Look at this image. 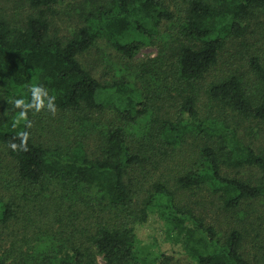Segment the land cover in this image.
Wrapping results in <instances>:
<instances>
[{"label":"trees","instance_id":"obj_1","mask_svg":"<svg viewBox=\"0 0 264 264\" xmlns=\"http://www.w3.org/2000/svg\"><path fill=\"white\" fill-rule=\"evenodd\" d=\"M23 1L0 12V264H264V0H73L63 36L61 0ZM153 210L186 262L140 244Z\"/></svg>","mask_w":264,"mask_h":264},{"label":"rangeland","instance_id":"obj_2","mask_svg":"<svg viewBox=\"0 0 264 264\" xmlns=\"http://www.w3.org/2000/svg\"><path fill=\"white\" fill-rule=\"evenodd\" d=\"M62 3L58 4L56 11L53 15V26L54 30L59 33V35H68V33L76 27L77 19L75 13H72V7L76 5L73 0H61ZM28 5L23 0H0V12L5 14L8 18H18L25 15L29 12ZM156 51L152 47H145L137 55L136 59H145L148 57L155 56ZM110 54L107 53L104 56L99 55L96 51H92L90 56H87L89 62L97 63L98 69H105L104 58H108ZM99 57V58H98ZM102 57V58H100ZM102 61H101V60ZM237 63V61L235 62ZM116 69H119L118 66H115ZM105 71V70H104ZM106 72V71H105ZM119 73V72H118ZM107 78L109 76L107 75ZM106 76L104 79H107ZM3 183H0V197L4 196L6 200L7 192L3 189ZM156 211V210H155ZM153 210L149 214L147 221L136 227V234L140 241L141 245L149 247V249L154 250L155 252H163L167 255L172 256L174 261L177 262H186L187 256L182 249V243L177 242L175 239L174 233L167 232V225L165 220L160 218V216Z\"/></svg>","mask_w":264,"mask_h":264},{"label":"clouds","instance_id":"obj_3","mask_svg":"<svg viewBox=\"0 0 264 264\" xmlns=\"http://www.w3.org/2000/svg\"><path fill=\"white\" fill-rule=\"evenodd\" d=\"M40 92H41V89L38 88V87L32 89L33 99H34V101H36V103H35L34 105H25L23 100H17V101L15 102L16 106H17V107H24V108H30V107L35 106L36 109L39 110L40 107H42V103L39 102V96H38V94H39ZM48 107H49L50 109H52L53 112H54V106H53V104H52V102H51V99H50V101H49V105H48ZM20 116H21V118H26V111H22V112L20 113ZM22 135H24V136L26 137L27 134L24 133V134H22ZM12 147L15 149L16 146H15V145H12Z\"/></svg>","mask_w":264,"mask_h":264}]
</instances>
